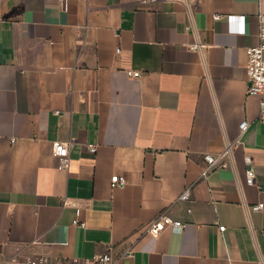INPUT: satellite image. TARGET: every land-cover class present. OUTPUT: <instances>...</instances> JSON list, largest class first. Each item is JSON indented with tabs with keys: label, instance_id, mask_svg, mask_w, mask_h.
<instances>
[{
	"label": "crops",
	"instance_id": "1",
	"mask_svg": "<svg viewBox=\"0 0 264 264\" xmlns=\"http://www.w3.org/2000/svg\"><path fill=\"white\" fill-rule=\"evenodd\" d=\"M227 15L244 16L243 33ZM260 15L264 0H0V264L18 249L264 264V120L246 94ZM235 140L202 178L204 155ZM56 141L69 144L66 169ZM114 174L126 183L112 188ZM163 211L181 232L146 230Z\"/></svg>",
	"mask_w": 264,
	"mask_h": 264
},
{
	"label": "built area",
	"instance_id": "2",
	"mask_svg": "<svg viewBox=\"0 0 264 264\" xmlns=\"http://www.w3.org/2000/svg\"><path fill=\"white\" fill-rule=\"evenodd\" d=\"M187 1V0H185ZM220 15H214V19H218ZM239 18V27L237 29H232L236 33L244 32V16H233L227 15L226 20L231 25L234 19ZM259 38L260 43L257 46L249 47L246 49L247 53V75L248 82L246 87L247 95H256L259 96V118L264 120V15L259 16ZM204 44L200 41H196L193 43L190 48L196 51H202ZM119 51V49L117 50ZM129 75L137 77L139 76V72H128ZM248 127V122L243 120L239 124L240 134L243 133ZM238 144V140L233 142H227L223 151L217 156H213L211 154L204 155V168L201 171V177L206 178L208 173L218 166H226L227 163L224 162V157L230 158L232 157V149L234 146ZM88 149L90 152H94L96 150V146L94 144H88ZM69 144L66 142L56 141L52 145V153L58 159V165L60 168H68L69 166ZM245 162L248 165L245 174V181L247 184H252L254 182V172L250 167V158L245 157ZM126 183L124 176L114 174L110 178V186L120 187ZM190 196V188H186L179 196V199L182 201H186ZM263 207L262 203H258L252 206L253 210H258ZM80 213V209H75L76 217L73 219L72 223L78 226H84V222L80 221L77 216ZM184 222L173 219L169 216L165 211L157 214L147 225L146 230L156 235L162 230L169 228L172 231L181 232L184 228ZM219 230L223 231L224 226H219ZM21 250H17V252L8 259L9 264H115L116 259L111 254L110 251H106L104 253L96 254L91 258H55L52 259L45 255H27L21 253ZM126 254H129L127 251Z\"/></svg>",
	"mask_w": 264,
	"mask_h": 264
}]
</instances>
